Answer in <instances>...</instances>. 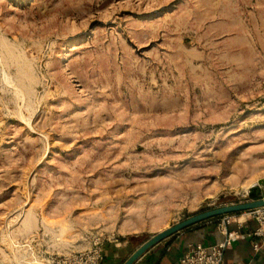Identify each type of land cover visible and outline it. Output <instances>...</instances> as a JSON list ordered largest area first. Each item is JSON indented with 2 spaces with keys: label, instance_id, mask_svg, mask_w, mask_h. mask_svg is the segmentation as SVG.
I'll use <instances>...</instances> for the list:
<instances>
[{
  "label": "rangeland",
  "instance_id": "1",
  "mask_svg": "<svg viewBox=\"0 0 264 264\" xmlns=\"http://www.w3.org/2000/svg\"><path fill=\"white\" fill-rule=\"evenodd\" d=\"M261 182L264 0H0V264L143 244Z\"/></svg>",
  "mask_w": 264,
  "mask_h": 264
},
{
  "label": "crops",
  "instance_id": "2",
  "mask_svg": "<svg viewBox=\"0 0 264 264\" xmlns=\"http://www.w3.org/2000/svg\"><path fill=\"white\" fill-rule=\"evenodd\" d=\"M217 222L205 221L175 233L148 249L133 264H179L189 245L209 246L222 241L223 233L217 230ZM227 229L232 231L235 225L230 224ZM141 245L126 241L106 243L103 246L104 264H124ZM224 264H264V249L253 252L250 239L237 240L225 251Z\"/></svg>",
  "mask_w": 264,
  "mask_h": 264
},
{
  "label": "built area",
  "instance_id": "3",
  "mask_svg": "<svg viewBox=\"0 0 264 264\" xmlns=\"http://www.w3.org/2000/svg\"><path fill=\"white\" fill-rule=\"evenodd\" d=\"M230 224L235 225L232 231L227 229ZM216 228L223 233L221 242L209 246L189 245L179 264H224V253L230 245L247 238L251 240L253 252L264 249V207L248 211L238 217L225 216L218 220ZM103 246L102 243H93L82 251L52 254L47 257L44 264H104Z\"/></svg>",
  "mask_w": 264,
  "mask_h": 264
},
{
  "label": "water",
  "instance_id": "4",
  "mask_svg": "<svg viewBox=\"0 0 264 264\" xmlns=\"http://www.w3.org/2000/svg\"><path fill=\"white\" fill-rule=\"evenodd\" d=\"M263 183L264 182H261L260 184L262 185ZM262 207H264V198L253 200L250 202H245V203L218 207V208H214V209L199 213L197 215H194L154 235L153 237H151L149 240L144 242L124 264H133L144 252H146L148 249H150L157 243L191 226L200 224L202 222H205V221H208L214 218L227 216L231 214L242 213V212H248V211L262 208Z\"/></svg>",
  "mask_w": 264,
  "mask_h": 264
},
{
  "label": "bare ground",
  "instance_id": "5",
  "mask_svg": "<svg viewBox=\"0 0 264 264\" xmlns=\"http://www.w3.org/2000/svg\"><path fill=\"white\" fill-rule=\"evenodd\" d=\"M30 218H32V217H30ZM29 217H27V215H26V218H25V224L27 225L28 223H29V219H30ZM33 220V219H32ZM31 221V220H30ZM31 223V222H30Z\"/></svg>",
  "mask_w": 264,
  "mask_h": 264
}]
</instances>
